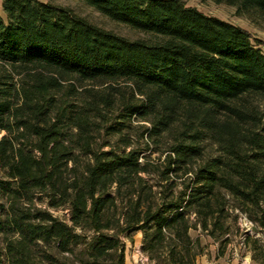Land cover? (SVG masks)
Returning a JSON list of instances; mask_svg holds the SVG:
<instances>
[{
	"label": "trees",
	"instance_id": "1",
	"mask_svg": "<svg viewBox=\"0 0 264 264\" xmlns=\"http://www.w3.org/2000/svg\"><path fill=\"white\" fill-rule=\"evenodd\" d=\"M83 1L150 37L129 39L51 2L2 0L0 264H68L56 255L79 244V264H125L120 236L130 231L143 232L157 264H195L190 230L227 234L229 199L264 231V111L247 100L264 98L261 42L184 0ZM211 1L264 17V0ZM118 80L134 88L116 114L109 92L80 90ZM134 117L151 121L141 138L170 139L162 165L142 161L125 135ZM206 138L219 155L192 167ZM155 170L153 185L144 175ZM44 199L69 222L36 205Z\"/></svg>",
	"mask_w": 264,
	"mask_h": 264
},
{
	"label": "rangeland",
	"instance_id": "2",
	"mask_svg": "<svg viewBox=\"0 0 264 264\" xmlns=\"http://www.w3.org/2000/svg\"><path fill=\"white\" fill-rule=\"evenodd\" d=\"M41 2H51L57 5H62L71 8L76 14L84 17L93 24H96L106 30L113 31L117 34L125 36L129 39H141L150 37L147 33L140 30L131 28L125 24L116 22L95 8L88 5L83 0H40ZM186 5L193 6L202 11L203 13L211 16H216L223 20L229 21L233 24L239 25L247 29L259 42V47L264 52V17L257 13L250 14H237L236 9L233 6L221 3H215L211 0L202 2L200 0H184ZM2 0H0V15H2ZM112 85L113 90L108 89V86ZM88 88L96 90L98 93L104 91L105 94L109 92L110 97L115 101L114 112L109 114H116L118 105L121 100L126 97H130L133 94V84L128 80H118L116 82H85L84 87L80 90ZM83 92V91H82ZM81 92V93H82ZM138 100H141L143 96L137 92L134 93ZM84 99H88L87 94H82ZM247 100L257 106L260 111H264V98L256 95L247 97ZM110 116V115H108ZM112 118V117H108ZM117 120V119H116ZM102 122V121H101ZM103 122H106L103 120ZM113 122V121H112ZM131 129L127 131L125 135L129 136L132 141V145L143 152L142 161L148 160L154 166L162 165L164 158L167 154L170 139L165 135L162 138H149L147 133H144L143 138L141 134L146 127H149L151 122L147 118L134 117L131 121ZM105 139L110 144L118 148L121 146L118 135L106 136ZM203 154L199 158H195L192 162V167L201 165L205 160L214 158L219 155L217 146L209 139L206 138L203 143ZM108 150L109 147H105ZM2 174L0 173V177ZM183 176V175H182ZM187 176H190L188 174ZM187 176H184L187 177ZM150 184L156 185L159 181L157 171H153L150 175H144ZM181 180L176 179L177 185L173 190L178 191L182 188ZM162 184L166 185V181ZM168 184V183H167ZM155 189H160L155 187ZM235 202L229 199L227 210L229 216L226 219V225L228 227V233L215 240L214 238L206 236L200 226L196 229L190 230V235L193 239L199 236L200 247L195 248L198 253L195 257V264H230L233 261L239 264H264V231L263 227L255 220L251 219L246 213L240 211V209L234 208ZM36 205L42 209L50 210L55 216L62 220L69 222V211L65 208L53 210L48 208L46 200L36 201ZM253 217H260L261 212H251ZM190 223L194 225L195 215H190ZM90 234V233H89ZM121 240L125 246V264H157L149 258V255L143 250V232L130 231L124 233L121 236ZM3 247V240L0 237V248ZM73 254H57V258L65 260L68 264H79L80 260L86 256L84 254L85 245L79 244L73 247ZM162 259V258H161ZM166 264V262L162 263Z\"/></svg>",
	"mask_w": 264,
	"mask_h": 264
},
{
	"label": "crops",
	"instance_id": "3",
	"mask_svg": "<svg viewBox=\"0 0 264 264\" xmlns=\"http://www.w3.org/2000/svg\"><path fill=\"white\" fill-rule=\"evenodd\" d=\"M230 264H239V263H238V262H234V261H233V262H232V263H230Z\"/></svg>",
	"mask_w": 264,
	"mask_h": 264
}]
</instances>
